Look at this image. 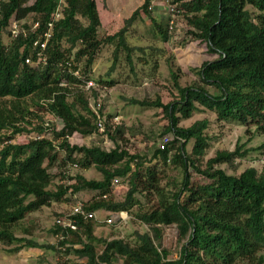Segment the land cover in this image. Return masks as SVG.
<instances>
[{"label": "trees", "instance_id": "16d2710c", "mask_svg": "<svg viewBox=\"0 0 264 264\" xmlns=\"http://www.w3.org/2000/svg\"><path fill=\"white\" fill-rule=\"evenodd\" d=\"M30 1L0 0V242L16 244L11 251L26 246L42 247L18 234L22 229L28 232L23 227L26 216L65 195L74 198L81 190L95 191L91 200L86 201L88 210L111 211H129L138 193L145 197L149 192L164 193L157 164H145L156 159L181 167L183 177L177 188L170 189L157 205L137 213L150 229L136 230L134 241L100 238L95 234L96 219L77 217L78 229L49 246L65 256L62 264H264V172L251 166L238 174H229L219 167L224 163L234 165L252 149L264 152V142L252 149L238 142L234 150L217 151L202 167L200 158L210 145L205 133L209 121L197 120L188 127L180 125L195 111L207 109L215 112L218 120L234 118L264 135V0L182 3L191 13L185 16L190 34L204 40L218 57L194 69L199 80L186 86L181 85L179 73L171 68L178 93L169 102L160 97L131 100L162 108L169 119L164 133L175 136L165 148L158 145L151 159L147 154L130 152L118 142L124 126L111 125L112 115L102 114L104 132L114 141L113 148L73 144L70 137L75 133H98L97 114L90 104L91 96L94 98L97 93L82 87L91 79L107 85L116 82L93 75V66L104 45L115 44L109 75L123 54L133 65L137 50L143 53L139 59L149 64L144 56L146 47L129 42L128 28L145 12L157 37L167 40L168 18H155L149 9L151 0H145L119 31L102 36L105 27L97 1L66 0L44 52L49 62L43 63L38 61L40 47L33 45L36 33L18 38L10 35L9 42L2 37L12 19L32 16L43 28L58 2ZM27 57H31L32 63L26 62ZM73 89L78 91L70 93ZM52 116L63 123L58 130L54 127L53 132L60 140L59 149L45 135L35 138L44 134V124ZM20 135L31 138L19 142ZM56 163L61 176L73 183H60L52 189L49 169ZM69 165L81 170L95 167L102 179H88L81 172L66 176L63 170ZM190 167L209 183L196 184ZM118 178L130 183L125 200L120 202L111 197L114 180ZM170 224L177 225L184 240L177 259H170L168 250L161 248L163 226ZM54 232H61L56 223ZM70 254L86 261L71 263L66 258Z\"/></svg>", "mask_w": 264, "mask_h": 264}, {"label": "rangeland", "instance_id": "374dc122", "mask_svg": "<svg viewBox=\"0 0 264 264\" xmlns=\"http://www.w3.org/2000/svg\"><path fill=\"white\" fill-rule=\"evenodd\" d=\"M33 1L31 0L30 3ZM98 1L102 11V21L106 26H104L105 33H101L102 36L119 31L125 25V20L139 7L137 0ZM157 17L163 19L165 14L160 13ZM28 20H33V17L29 16ZM189 29L190 25L184 17L179 21L177 30L170 34L167 40H161L160 37H157L150 18L145 12H141V15L129 26L127 36L131 44L146 47L147 54L144 56L149 60V64H145L139 59L143 53L137 50L133 55V65L126 60L125 54H123L121 62L109 75L115 44H107L104 45L93 66V75L96 78L115 79L116 82L113 85L99 82L103 88L95 89L97 94L94 98L93 95L91 96L90 104L97 108L99 106L102 111L101 114L104 116L112 115L111 125L123 124L124 133L118 142L132 153L147 154L148 159H151L165 135L172 138L171 140L175 136L173 133H164L169 119L162 108L143 106L133 103L131 100L133 98L156 100L160 97L163 102H169L178 93L171 76V68L179 73L181 85L186 86L199 80L194 69L199 68L203 62L218 57L217 54L209 50L204 40L194 38ZM2 37L6 42L11 40L8 28L4 29ZM155 64H158V67L155 68ZM75 91L78 89H73L70 93ZM202 119L209 121L205 133L209 136L210 143L205 155L200 158L199 163L202 167H205L207 160L215 156L217 151L234 150L238 142L246 143L247 148L251 149L257 148L264 142V135L257 133L254 126H246L234 118L218 120L216 113L207 109L195 111L190 118L182 119L180 125L188 127L195 121ZM48 121L54 127H61L63 124L59 118H54V116L50 117ZM30 138L31 135H20L17 141L27 142ZM70 141L79 145H99L105 149H111L115 146L114 141L104 131H98V133L90 136L75 133L71 136ZM179 144L178 142L177 145ZM57 163L49 169L51 172L49 187L52 189H56L60 183H73V180L68 177L61 176V169ZM145 164H157L158 176L161 186L164 187L162 191L164 193L149 192L146 197L138 193L132 207L127 211L129 220L125 224L111 225L102 221L109 217L110 212L108 209H98V220L95 225V234L98 237L124 238L134 241L136 230L144 232L150 229L138 218L137 213L157 205L159 200L170 193V189H176L181 182L183 171L181 167L175 166L171 161L164 163L152 159ZM251 166H255L259 171L264 172L263 151L252 149L245 157L238 159L234 165L227 163L219 165L229 174H238ZM63 172L66 173V176H74L81 172L88 179H102L101 172L95 167L81 170L78 167L70 168L68 166ZM190 173L196 184L209 183L207 178L191 167ZM129 188L128 179L118 178V180H114L111 197L115 201H123ZM94 195L95 191L81 190L74 195V198L87 201L91 200ZM67 197L70 199H66ZM74 198L65 195L60 200L54 201L52 205L44 206L29 213L23 222V227L27 228L28 232H24L22 229L18 234L35 240L42 247L26 246L21 250L11 251V248L16 244L8 246L0 242V264H62L65 256L57 249L49 248V246L57 244L58 241L54 232L57 217L72 208L76 201ZM183 242L176 224L163 226L161 248L168 250L170 259L179 258ZM262 254H264V250ZM66 258L71 263L86 261L85 258H79L74 254H70Z\"/></svg>", "mask_w": 264, "mask_h": 264}, {"label": "built area", "instance_id": "2783aa9c", "mask_svg": "<svg viewBox=\"0 0 264 264\" xmlns=\"http://www.w3.org/2000/svg\"><path fill=\"white\" fill-rule=\"evenodd\" d=\"M65 1L66 0H58L57 6L55 7L52 13L51 19H49L46 22L43 28H41L40 21L28 20V18L21 20L12 19L9 25L7 26L12 38H18L20 36L28 37L29 34L32 32L36 33L37 37L33 41V45L35 48L40 47L38 51L39 62H43V63L49 62V58L44 52L47 47L48 40L53 34L55 21L61 17ZM184 1L185 0H151L149 9L153 12L158 6L164 7L165 15L168 18L169 33L173 34L178 28L179 21L182 18H184L187 14L191 15V13H188L187 10L182 6V3ZM0 15H1V11H0ZM26 62L32 63L31 57H27ZM82 88L85 90H93L103 87H101L100 83L97 82L95 79H91ZM91 108L97 114L98 131H104L105 130L104 116L100 113V107L98 106L97 108L91 105ZM54 118L56 117L54 116ZM44 126H45L44 134L37 135L35 136V138L38 139L45 135L49 139H51L54 146H56L59 149L60 140L54 136L53 132L55 129L56 130L60 129V127H55L54 129V126H52L50 121H46ZM171 139L172 138H170L168 135H165L158 145L161 148H165L167 142L171 141ZM74 166H76V164ZM69 167L72 168L73 166L69 165ZM104 197H107V195H104ZM109 212H110L109 217H106L104 220H102L108 224L111 225L112 224L116 225L117 223L125 224L129 220V214L127 211L109 210ZM77 217H83L84 219L94 218L98 220L97 210H88L86 201L77 198L72 208L68 212L59 215L56 219V224L61 227V232L57 234L58 239L68 238L70 236V231H75L78 229ZM60 248L64 249V246H60Z\"/></svg>", "mask_w": 264, "mask_h": 264}, {"label": "crops", "instance_id": "0c3cea01", "mask_svg": "<svg viewBox=\"0 0 264 264\" xmlns=\"http://www.w3.org/2000/svg\"><path fill=\"white\" fill-rule=\"evenodd\" d=\"M96 1H97V7H98V10H99V13H100L101 21H102V11H101L100 6H99V1H98V0H96ZM144 1H145V0H137V2H138V6L140 7V6L144 3ZM138 6H137V7H138ZM139 7H138V8H139ZM136 9H137V8H136ZM155 10H156V11H153V13H154L153 16H154L155 18H157V19H159V18L157 17V15H160V13H161V14H163V13L165 14V9H164L163 6H160V7L158 6V7H156ZM156 12H157V13H156ZM153 13H152V14H153ZM165 18H167L166 15H165ZM160 19H162V18H160ZM102 24H103V26H105V24H104L103 21H102ZM105 27H106V26H105ZM113 33H115V32H113ZM212 53H213V52H212ZM214 54H217V55H218V53H214Z\"/></svg>", "mask_w": 264, "mask_h": 264}]
</instances>
